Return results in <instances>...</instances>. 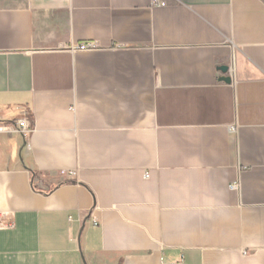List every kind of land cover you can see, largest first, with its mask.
<instances>
[{"label": "crops", "instance_id": "crops-1", "mask_svg": "<svg viewBox=\"0 0 264 264\" xmlns=\"http://www.w3.org/2000/svg\"><path fill=\"white\" fill-rule=\"evenodd\" d=\"M152 1L0 0V264H264V0Z\"/></svg>", "mask_w": 264, "mask_h": 264}, {"label": "built area", "instance_id": "built-area-1", "mask_svg": "<svg viewBox=\"0 0 264 264\" xmlns=\"http://www.w3.org/2000/svg\"><path fill=\"white\" fill-rule=\"evenodd\" d=\"M152 5L153 6H160L163 7L165 6L164 3L159 2L158 0H153L152 1ZM71 52H93L95 50H97V45L95 43H81V44H73L71 45L70 49ZM234 63H232V66H230L228 68V74H232L234 72ZM16 126H17V132L24 138L27 139L30 134L33 132V128L29 125L28 120L24 117L20 120H18L16 122ZM4 131V129L2 127H0V132ZM61 175H67L69 177H73L75 175V173H68L66 174L65 172H61ZM144 179L148 178V174L145 173L143 175ZM239 188L238 183H233L232 185H230L229 189L232 191H237ZM91 223L93 225H97L98 222L95 218L91 217ZM3 228V226L0 224V229ZM175 264H182V259H180L177 263Z\"/></svg>", "mask_w": 264, "mask_h": 264}, {"label": "water", "instance_id": "water-1", "mask_svg": "<svg viewBox=\"0 0 264 264\" xmlns=\"http://www.w3.org/2000/svg\"><path fill=\"white\" fill-rule=\"evenodd\" d=\"M218 71L222 75V77L219 79V81L229 85L231 83V79L227 76L228 75V67L227 66H221L218 68Z\"/></svg>", "mask_w": 264, "mask_h": 264}]
</instances>
